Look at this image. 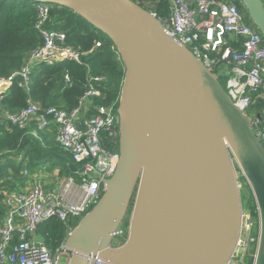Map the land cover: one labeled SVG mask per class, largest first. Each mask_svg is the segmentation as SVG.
Instances as JSON below:
<instances>
[{
	"label": "water",
	"instance_id": "water-1",
	"mask_svg": "<svg viewBox=\"0 0 264 264\" xmlns=\"http://www.w3.org/2000/svg\"><path fill=\"white\" fill-rule=\"evenodd\" d=\"M28 1L72 10L114 44L125 68L120 160L69 234L68 264H228L243 213L233 158L255 198L254 264H264V146L219 76L133 0ZM241 4L264 35V0ZM130 209L127 241L113 247Z\"/></svg>",
	"mask_w": 264,
	"mask_h": 264
},
{
	"label": "built area",
	"instance_id": "built-area-1",
	"mask_svg": "<svg viewBox=\"0 0 264 264\" xmlns=\"http://www.w3.org/2000/svg\"><path fill=\"white\" fill-rule=\"evenodd\" d=\"M168 1L170 15L158 18L159 22L210 70L228 68V72H223L228 75L226 90L235 106L251 118L252 128L264 146V35L246 9L228 0ZM49 19L50 7L43 3L38 7L36 25L43 45L28 56L20 70L0 79V120L21 130L33 123L38 131L55 128L59 146L85 171L78 174L81 182L77 183L73 175L62 176L61 168L44 164L30 170L25 165L23 185L4 192L1 202L5 216L0 224V264H62L63 261L68 264L72 257L66 247L68 236L97 205L106 190L104 181L112 178L120 160L118 113L113 106L94 103L102 95L98 85L103 77L88 75V89L72 111L43 107L32 99L27 107L16 112L3 107L2 100L15 83L29 92L32 71L39 64L53 67L66 60L82 63L80 54L66 44V34L47 27ZM227 38L240 42L241 49L225 48ZM95 45L100 44L95 42ZM65 81L70 83L69 74L65 75ZM258 103L262 106L255 110ZM103 137L113 147L118 145V150L107 149ZM3 155L0 151V161ZM257 214L256 220L251 212L242 213L240 237L228 264H247L250 259L255 263L260 241L258 209ZM52 219L62 222L77 219L55 251L38 233L39 226ZM123 233L120 228L118 235Z\"/></svg>",
	"mask_w": 264,
	"mask_h": 264
},
{
	"label": "trees",
	"instance_id": "trees-1",
	"mask_svg": "<svg viewBox=\"0 0 264 264\" xmlns=\"http://www.w3.org/2000/svg\"><path fill=\"white\" fill-rule=\"evenodd\" d=\"M133 1L145 10L155 13L159 19L170 15L168 0ZM228 1L242 10L245 9L239 0ZM40 5L41 3L28 0H0V79L20 70L28 56L43 45V39L36 28ZM48 5L50 19L47 27L66 34V44L80 54L82 63L66 60L53 67L39 64L32 71L29 92L15 83L3 98V107L16 112L27 107L28 100L32 99L43 107H57L72 111L78 107L80 98L87 91V78L90 75L103 77V81L98 85L102 95L94 99V103L105 107L113 106L117 114L125 68L114 44L72 10L54 4ZM95 42L100 45L96 46ZM226 47L239 51L241 43L227 38ZM220 68L213 71L218 76ZM66 74L70 76V83L65 81ZM221 78L222 76H219L221 84L227 89V82ZM261 106L262 103H258L254 109L259 110ZM56 134L55 128L38 131L35 123L21 130L0 120V151L4 154L0 161L1 214L4 192L15 191L24 183L22 171L25 165L28 169L35 170L47 164L46 162L56 155L65 156L68 159L67 164L58 160L63 165L60 174L73 175L68 169V164H75V162L59 146ZM103 144L109 150H118V145L113 147L105 137H103ZM242 206L243 210L251 212L253 217L258 219L257 205L252 192L245 201H242ZM130 215L131 209L128 217ZM76 221L77 219H69L67 222L52 219L41 224L38 233L46 245L55 251L66 240L68 227L74 225ZM128 227L129 218H126L121 225L124 233L113 239V247H119L127 241ZM247 264H254V260H248Z\"/></svg>",
	"mask_w": 264,
	"mask_h": 264
},
{
	"label": "rangeland",
	"instance_id": "rangeland-1",
	"mask_svg": "<svg viewBox=\"0 0 264 264\" xmlns=\"http://www.w3.org/2000/svg\"><path fill=\"white\" fill-rule=\"evenodd\" d=\"M241 1V0H239ZM223 72H228V68H226V66H222L220 69H218V73L220 74L219 76H222V80L224 82H227L228 80V75L224 74ZM222 74V75H221ZM225 76V77H224ZM225 80H224V79ZM227 85V84H226ZM67 155L71 156L68 152H66L65 150H63ZM47 165L50 167H54L56 169H60L62 168V163H60L55 157L50 158L47 162ZM233 164H234V168L236 170V176H237V180H238V185H239V191H240V196H241V201H245V199H247L249 197V195L251 194V189L249 184L247 183L242 171L239 168V165L237 164L236 160L233 158ZM82 166V165H80ZM61 170V169H60ZM75 180L77 181V183L81 182V175L78 174H73ZM253 194V193H252ZM249 211L243 210L244 214H247ZM5 216V212L0 216V224L2 223V220ZM129 218V217H127ZM62 264H67V261H63Z\"/></svg>",
	"mask_w": 264,
	"mask_h": 264
}]
</instances>
